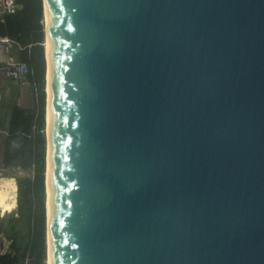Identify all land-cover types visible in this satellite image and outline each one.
Listing matches in <instances>:
<instances>
[{
	"label": "water",
	"instance_id": "water-1",
	"mask_svg": "<svg viewBox=\"0 0 264 264\" xmlns=\"http://www.w3.org/2000/svg\"><path fill=\"white\" fill-rule=\"evenodd\" d=\"M48 7L52 264H264V0Z\"/></svg>",
	"mask_w": 264,
	"mask_h": 264
},
{
	"label": "trees",
	"instance_id": "trees-1",
	"mask_svg": "<svg viewBox=\"0 0 264 264\" xmlns=\"http://www.w3.org/2000/svg\"><path fill=\"white\" fill-rule=\"evenodd\" d=\"M15 12L0 15V33L15 39L22 47L18 58L28 71L24 75L33 88V104L15 102L4 131L0 164L4 168L33 169L13 183L18 192L16 212L24 220L28 240L18 242V231L11 224L7 250H0V264L46 263V57L43 0H17ZM2 228V227H1ZM0 228V232L4 230Z\"/></svg>",
	"mask_w": 264,
	"mask_h": 264
},
{
	"label": "rangeland",
	"instance_id": "rangeland-1",
	"mask_svg": "<svg viewBox=\"0 0 264 264\" xmlns=\"http://www.w3.org/2000/svg\"><path fill=\"white\" fill-rule=\"evenodd\" d=\"M44 46L46 52L45 40ZM18 52L19 49L13 50L17 59ZM33 99V88L26 79L16 81L4 75L0 70V128L7 122L9 111L15 102L25 106H31L33 104ZM3 133L4 131L0 129V142L2 141ZM32 174L33 169H24L22 167H8L3 170V177L0 178V228L2 227L1 229L4 230V233L0 232V250L5 251L9 248L11 239L7 233H11V224H14L17 228L19 243L25 244L28 240L25 222L19 218L16 212L18 192L15 193V189L13 190L12 185H10L12 183L11 181L4 180L3 178L12 177L15 179L20 175Z\"/></svg>",
	"mask_w": 264,
	"mask_h": 264
},
{
	"label": "bare ground",
	"instance_id": "bare-ground-1",
	"mask_svg": "<svg viewBox=\"0 0 264 264\" xmlns=\"http://www.w3.org/2000/svg\"><path fill=\"white\" fill-rule=\"evenodd\" d=\"M45 10V45H46V142H47V196H46V219H47V264H52L51 255V195H50V172H51V82H50V27H49V7L48 0H44ZM46 167V166H45ZM45 177V178H46ZM4 180L11 181L10 185L13 186L14 179L3 178Z\"/></svg>",
	"mask_w": 264,
	"mask_h": 264
},
{
	"label": "built area",
	"instance_id": "built-area-1",
	"mask_svg": "<svg viewBox=\"0 0 264 264\" xmlns=\"http://www.w3.org/2000/svg\"><path fill=\"white\" fill-rule=\"evenodd\" d=\"M18 6L17 0H0V15L15 12ZM21 48L15 39L7 34L0 33V70L4 75L16 81H22L29 70L27 65L19 58L17 59L13 53L14 49L20 50ZM3 170L4 167L0 164V178L3 177Z\"/></svg>",
	"mask_w": 264,
	"mask_h": 264
},
{
	"label": "crops",
	"instance_id": "crops-1",
	"mask_svg": "<svg viewBox=\"0 0 264 264\" xmlns=\"http://www.w3.org/2000/svg\"><path fill=\"white\" fill-rule=\"evenodd\" d=\"M19 104H20V103H19ZM20 105H22V104H20ZM1 153H2V147H1ZM1 153H0V154H1Z\"/></svg>",
	"mask_w": 264,
	"mask_h": 264
},
{
	"label": "clouds",
	"instance_id": "clouds-1",
	"mask_svg": "<svg viewBox=\"0 0 264 264\" xmlns=\"http://www.w3.org/2000/svg\"><path fill=\"white\" fill-rule=\"evenodd\" d=\"M45 30V29H44Z\"/></svg>",
	"mask_w": 264,
	"mask_h": 264
}]
</instances>
